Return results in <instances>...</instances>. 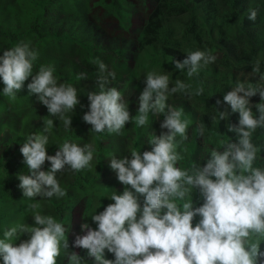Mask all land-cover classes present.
Instances as JSON below:
<instances>
[{
  "label": "clouds",
  "instance_id": "obj_1",
  "mask_svg": "<svg viewBox=\"0 0 264 264\" xmlns=\"http://www.w3.org/2000/svg\"><path fill=\"white\" fill-rule=\"evenodd\" d=\"M247 18L255 22L257 11L250 10ZM9 34L4 32L6 37ZM38 55L24 42L3 51V94L15 99L31 77L29 94L37 95L48 116L58 117L65 129L72 128V116L66 114L80 105L78 91L71 84L58 82L51 65H41L34 74ZM215 60L209 51L196 50L188 52L182 62L174 58L171 62L174 69L186 70L187 76L193 77ZM96 63L100 90L88 93V111L82 117L91 125L90 131L118 134L129 122L142 127L150 113L163 116V120L160 134H153L147 141L150 150H132L130 156L110 159L109 167L124 190L113 192L108 198L114 203L91 216L96 228L86 222L81 225L84 234L76 236L74 247L92 258L93 264H264V168L253 166L264 145L257 146L252 139L258 128L264 129L261 61L254 62L249 74L259 75L257 83L249 78L237 80L223 101L215 102L213 121H229L233 113L239 114L238 124H227V131L236 134L235 141L221 142L222 148H212L203 166L197 162L191 169L177 167L183 159L177 148L188 139L189 121L182 119V110L170 105L168 99L174 94L189 98L202 95L203 87L193 90L191 84L179 79L170 86L167 74L149 71L133 116L121 92L107 86L116 73L104 62ZM86 78L85 73L78 75V79ZM257 94L260 102L253 104L250 98ZM54 127V119H47L43 132L29 134L19 149L28 174H17L18 187L29 200L66 196L57 173L92 166L95 148L91 143L81 146L65 141L54 155L48 154L47 133ZM196 131L202 137L205 126L198 125ZM45 162L50 163L47 171ZM197 192L203 203L195 207L193 194ZM28 208L34 211L35 226L17 224L3 232V264H58L61 248L69 249L66 228L52 216L35 211L38 204H29ZM196 217L199 220L193 226ZM23 234H29V238L19 244L12 242ZM105 250L114 255V260L105 258ZM67 260L68 264H84V257L75 251Z\"/></svg>",
  "mask_w": 264,
  "mask_h": 264
},
{
  "label": "trees",
  "instance_id": "obj_2",
  "mask_svg": "<svg viewBox=\"0 0 264 264\" xmlns=\"http://www.w3.org/2000/svg\"><path fill=\"white\" fill-rule=\"evenodd\" d=\"M0 2L8 6L13 0H0ZM32 2L38 8V16L30 31L41 40L44 38L53 40V45L58 52L53 53L49 64L55 69L56 76L64 83L78 82L80 84L75 86L80 100V105L76 108L77 112H74L77 119L82 118L88 111L89 91L85 88V84L83 85L84 79H78L72 75L81 64L89 69L88 71L80 70V73L88 76L91 71L98 68L96 61L99 60L105 64L112 62L113 66L120 67L123 72L130 74L131 77H127L132 82L144 87L143 81L149 71L168 74L172 82L177 79L182 80L191 84L193 90L203 87L204 92L199 96L192 95L189 98L183 94H174L170 97V99L176 98L173 100L176 103L175 108L182 110V117L193 127L194 139L189 144L194 147L190 149L188 156L184 152L180 168L191 169L197 162L203 166L212 148H222L221 142L226 143L230 139L235 141L236 134L227 131V124L229 122L238 124L239 114L233 113L229 121H213L211 117L215 114L216 100L223 101V96L235 86V82L251 73L257 59L261 61V72L264 73V0H118L119 4L115 0H32ZM140 6H145L147 12L141 14L142 25L133 32L128 29L124 30L127 34H124L123 30L110 32L108 27H102L104 19L105 21L131 19L135 13H138L136 9ZM252 9L257 11L255 22L247 18ZM46 17L51 20L50 32H44L39 22ZM3 25L4 21L0 19V27ZM120 28H124L123 22H120ZM21 33L12 31L7 38L13 43L20 38ZM3 36H5L4 32L0 33V38ZM63 44L68 45L67 53L70 56L66 58L70 60L68 63L56 56V53L64 55ZM196 50L209 51L212 55H219V58L192 79L187 76V72L174 69L171 60L174 58L182 62L188 52ZM258 77L259 75L250 77L249 80L257 83ZM86 82H90L93 91L99 89L95 74L86 78ZM3 87V82L0 80L1 112L10 109L28 110L22 100L31 101L28 92H22L23 95H17L15 99H12L4 96ZM250 99L253 104L260 102L258 94ZM14 116L8 117L10 123L3 124L9 127L13 133L11 136L14 142H17L18 137L23 138L22 130L16 128L17 124L22 122L21 120L13 122ZM82 122H84L83 119ZM84 124L88 125L85 122ZM200 124L205 126L202 137L196 131ZM76 125L82 126L78 122ZM156 125L157 117H153L151 113L148 123L142 127L129 122L126 124L130 127L129 130L121 132L120 136H113V141L116 142L114 153H117V144L127 140L131 148L122 152L123 156L131 154L132 150L142 151L146 147L145 140L152 136ZM23 127L24 122L21 129ZM36 128L42 130L41 126L37 125ZM56 131L57 129H51L48 133L52 132L56 138ZM94 133L91 131L96 143H101L109 137L106 131L95 136ZM66 137L71 138V135L65 136L64 142L67 140ZM200 138L205 141L208 151L201 159H198L197 145L204 144ZM252 139L257 146L264 145V129L258 128ZM53 150L57 151L58 147L48 149V153L53 154ZM100 151L107 154L113 153V150L108 147ZM253 166L264 168V152L258 153ZM71 173V176H65L72 179L71 188L75 192L81 191L82 196L89 199L82 211L84 221H90L91 227L96 228L91 216L95 213L99 214L108 204L114 203L108 197L113 192L122 193L124 185L118 182L115 172L103 178L98 168L94 170L85 168ZM11 181L12 178L8 176L0 182V196L8 197L18 193L15 195L16 198L23 195L18 186L9 185ZM91 193H95L97 197L95 204L90 202ZM75 197L67 192L63 201L52 202L50 205L58 210L59 219L64 223L72 222L71 212ZM193 202L195 207L203 203L198 192L193 194ZM198 220L199 217H196L193 226ZM261 250L264 251V247L261 246ZM81 253L85 255L83 250ZM105 258L107 259L106 253Z\"/></svg>",
  "mask_w": 264,
  "mask_h": 264
},
{
  "label": "rangeland",
  "instance_id": "obj_3",
  "mask_svg": "<svg viewBox=\"0 0 264 264\" xmlns=\"http://www.w3.org/2000/svg\"><path fill=\"white\" fill-rule=\"evenodd\" d=\"M118 4V0H115ZM138 13H135L134 16L131 19H121L118 21L109 19L108 21L105 19L102 21V27H108V31L113 32V31H122L124 34H127V31L125 32L124 30L128 29L131 32L139 28L141 24V14H144L147 12V8L145 6H140L138 9H136ZM38 16V8L36 5L32 2V0H13L10 5L6 6L4 5L3 2H0V19L1 21H4L3 27H0V30L3 32H22L20 38L15 41L11 42L9 39L7 40L6 36H3L0 38V41H3L0 43V55L3 54V51L5 49H10L12 47H15L17 44L24 42L28 43L31 48L35 49L39 55L38 59L34 61V74L36 71L39 70V67L41 65H50L49 60L53 56V53L58 52L53 45V40L44 38L40 39L36 36L35 33L31 32L30 29L33 26L36 18ZM43 19L42 21H39L40 24L42 25V30L44 32H50L52 27L50 26L51 20ZM105 21V22H104ZM118 22V23H117ZM120 22L124 23V28H120ZM67 44H63V52L64 55L61 53H56V56L64 59L67 63L70 61L66 58H69V54L67 53ZM187 56V54H186ZM219 58V55H216V60ZM78 61V59H76ZM108 66V69L110 71H114L116 73V78L114 80L110 81V84L107 85L108 87H116L124 97V100L129 104V111L130 114L135 116L137 108H138V97L140 95V92L143 90L144 85H140L137 83L132 82L127 76H130V74L126 73L125 71L123 72L120 67L116 68V66L112 65V62L106 63ZM88 67L86 65H81L76 68L74 71V75L72 77H78L80 74V70L88 71ZM204 68H202L199 72ZM185 72H187L185 70ZM93 74H95V78H97L98 75V68H95L93 71H91L87 78L91 77ZM163 74V73H160ZM198 74V75H199ZM168 75V74H167ZM54 76L60 83H64L63 81H59L58 77L55 74L54 71ZM194 77V76H193ZM193 77H191L193 79ZM250 78L249 75H245L242 77L240 80H246ZM259 80V77H258ZM31 82V77L29 78L28 81L25 82L24 88L22 91H20L17 95H23L24 93L22 92H28L27 89V84ZM171 84L170 86H173L175 82L170 81ZM71 85L75 86H80L78 82H72L70 83ZM85 84V88L90 92L93 91L91 89L90 82L85 83V79L83 82V85ZM99 87V86H98ZM76 88V87H75ZM77 89V88H76ZM100 89H98L95 92H99ZM78 91V90H77ZM22 93V94H21ZM172 96V95H171ZM170 96V97H171ZM168 99V103L175 107L176 103L173 102L175 97L173 99ZM29 98L31 101L28 99H22L24 100L26 107L28 110L25 111H17V110H6L4 112L0 111V182L4 180L6 177H11L12 181L9 185H15L18 186L20 181L17 178V174H28V168L23 162V156L20 153L19 149L22 146V144L25 142L27 136L32 133H42L43 132V123L47 119H54V125L55 127L53 128L54 130L57 129V137L55 138L54 135L51 133H47L49 136V143H48V149L52 150L55 147L60 146L64 140L63 138L65 136L71 135V138H67L66 141L77 143L81 146L84 144L91 143L94 148V159L91 162V168L94 170L96 168L99 169L100 171V176L103 178H106L109 173L112 174L111 168L109 167L110 164V159L112 157L116 158H122L124 157L122 155V152L127 151L128 149L131 148V145L129 144V140H127L124 143H118L116 146V151L117 153H114V145L115 141H113V136L117 135L120 136L125 130H129V126H125L124 129L120 133H114L111 134L112 136L107 137L108 139L104 140L101 143H96L93 136L91 135V125H86L84 122H82V118L77 119L75 117L74 112H69L66 115L72 116V128L65 129L64 124L61 120H59L58 117H50L48 116V111L47 108L38 101V97L36 94H29ZM77 108V107H76ZM13 111V112H12ZM15 112V113H14ZM75 112L76 109H75ZM15 115L13 117V122H18L21 120V122H24V127H22V123H18L16 128H20L19 130H22L23 138L18 137V141L14 142V139L12 138L11 134H13L10 130L9 127L6 126V124H3L5 122L10 123V119H8L9 116ZM77 115V114H76ZM182 119H185L182 117ZM163 120V116L157 117V125L154 127L152 135H159L161 132L160 129V123ZM76 122L80 123L82 126H77ZM41 126L42 130L37 129L36 127ZM193 127L192 124L191 126L189 125L188 128V139L184 141L182 144L178 145L177 151L181 154L183 157L184 152L186 153V156H188V153L190 149H192L194 146H191L189 143L194 139L193 136ZM145 130V129H144ZM164 131H167L166 129ZM50 132V131H49ZM98 133H94V136L97 135ZM101 134V133H100ZM145 134L146 131H145ZM149 138L145 140V149H143L141 152L145 150H150V146L147 144ZM180 138L177 137V140ZM201 142H204V144H198L197 148L198 149V159H201L205 153L208 151V147L205 144V141L200 138ZM55 142V144H54ZM126 144H129L126 146ZM108 147L113 150V153L107 154V152H101V150H105V148ZM55 150H53V154L48 153L49 155H54ZM126 156H130L126 155ZM182 160V159H181ZM181 160L178 162L177 167H181ZM46 166H48L46 168ZM44 170L47 171L48 168L50 167L49 162H45L44 165ZM68 172V173H66ZM71 170H65L62 173H57V179L60 183V186L65 189L69 194L72 196H76L74 199V208L71 212L72 216V222L71 223H64L59 219L58 215V210L55 208L51 207L50 205L52 202H60L65 199V196L62 198H57L53 196L52 198H37L35 200H29L27 198H24L22 196H18L15 198V195L18 193H15L14 195H10L8 197L5 196H0V239L3 238V232L6 229H9L17 224H27L29 226H35L34 220H33V215L34 211L28 208L29 204L36 203L39 205V208H37L35 211L40 212L42 215H50L53 218L57 220V222H60L64 225L66 228V239L68 240V245L69 249H64L63 247L61 248V255L58 258V264H68L67 256L70 254L71 251H75L79 253L81 256L84 257V264H93L92 258H89L87 256H84L81 253L80 248L74 247V241L77 235H83L84 233L81 232V225L85 223L84 218H83V209L84 206L87 205L88 203V197L82 196L83 193L81 191H74L71 188L72 184V179L67 178L65 176H71L72 173ZM66 173V174H64ZM9 188V186H8ZM9 194V193H8ZM15 198V199H14ZM90 202L91 204H95L97 197L95 193H91L90 195ZM70 212V211H69ZM91 226L90 221H86ZM29 238V234H23L20 237V240H13V243L19 244L21 240H26ZM262 248L264 247V242L261 243ZM106 257L108 260H114V255L112 253H109L107 250H105ZM0 264H3L2 258H0Z\"/></svg>",
  "mask_w": 264,
  "mask_h": 264
}]
</instances>
